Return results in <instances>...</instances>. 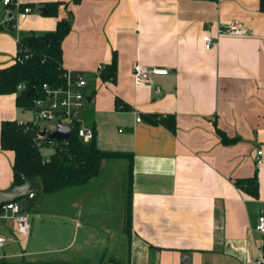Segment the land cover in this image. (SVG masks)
<instances>
[{"label": "crops", "instance_id": "1", "mask_svg": "<svg viewBox=\"0 0 264 264\" xmlns=\"http://www.w3.org/2000/svg\"><path fill=\"white\" fill-rule=\"evenodd\" d=\"M16 1L32 8L21 31L41 36L72 14L62 42L63 68L82 72L88 81L82 121L94 130L101 150L128 157L104 161L102 174L85 187L45 195L57 197L59 217L75 227L71 242L53 255L36 249L32 227L21 250L8 254L6 248L17 244L16 225L0 220V235L8 240L0 264L10 258L75 264H182L184 257L188 264L264 262V234L257 230L264 215L262 0ZM57 2L59 16L45 15L47 4ZM8 12L19 13L0 1V70L12 66L18 54L15 32L4 22ZM235 24L248 34L224 32ZM205 36L213 39L210 49ZM114 58L116 78L104 81L99 67ZM136 63L168 74L152 76L150 87L137 86ZM16 98L0 96V190L15 181L14 152L1 147L2 122L39 124ZM218 129L235 141L224 144ZM131 161L129 233L127 226L122 232L113 227L118 213L107 207L119 203L123 218ZM256 174L259 196L253 197L236 182ZM41 195L32 207L42 205Z\"/></svg>", "mask_w": 264, "mask_h": 264}, {"label": "trees", "instance_id": "2", "mask_svg": "<svg viewBox=\"0 0 264 264\" xmlns=\"http://www.w3.org/2000/svg\"><path fill=\"white\" fill-rule=\"evenodd\" d=\"M3 1V0H0ZM81 0H74L78 4ZM60 3L47 4L44 12L47 16H59ZM261 11L264 12V0L261 1ZM72 14L68 18L60 19L54 32L48 33L45 38L50 40L46 46L39 34L30 32L22 35L23 47L31 50L30 56L23 62H17L0 70V96L17 95V106L24 110H34L35 101L46 99L47 92L44 86L51 91H56L66 86V69L63 68L62 42L72 28ZM14 21V20H13ZM13 21L7 25L13 31ZM4 26L0 25V29ZM14 32V31H13ZM116 58L106 66L101 73L104 81H113L116 78ZM22 86L23 89H19ZM34 91L29 93L30 90ZM74 130L67 140L54 141L47 137L38 138L40 128L34 123H28L27 127L17 121L6 120L1 125V147L3 150L14 152L15 181L14 185L22 184L19 173L28 177H36L42 184L44 195H53L59 192L85 187L96 180L103 170V162L110 159L128 157L123 152H110L101 150L95 137L89 143H85L78 135L79 124L74 125ZM224 144L228 145L235 140L230 139L225 132L217 130ZM54 145V154L49 160L43 157L42 149L45 146ZM133 175L132 161L129 167V189L126 196L127 230H131V182ZM236 185L241 190L253 197L259 196V183L257 174L248 180H239ZM22 211L26 212L28 205L26 199L16 201ZM23 203V204H21ZM264 257V245L262 248ZM2 264H75L61 261H36L21 260L17 263L3 261ZM264 264V262L259 263Z\"/></svg>", "mask_w": 264, "mask_h": 264}, {"label": "built area", "instance_id": "3", "mask_svg": "<svg viewBox=\"0 0 264 264\" xmlns=\"http://www.w3.org/2000/svg\"><path fill=\"white\" fill-rule=\"evenodd\" d=\"M5 6L15 5L18 9V16L13 21V31L15 32V38L18 45V54L16 57L17 62H23L27 59L31 50L23 47L22 35L28 34L29 31H21V22L27 18L32 12L31 7H21L16 0H3ZM225 33L243 36L248 34V29L240 24H235L227 28ZM207 49L213 47V39L211 36H205L203 38ZM105 67L100 66L101 72ZM168 70L149 68L140 63H136L133 68V75L135 84L137 86H152L151 78L154 75H166ZM66 86L56 91H51L47 85L44 89L47 92L46 99H39L35 101L34 113L36 115V121H49L55 124L58 123L67 124L74 127L75 124H79L78 135L85 142L89 143L95 137V132L91 127L86 126L82 121V113L87 104V92L86 88L88 81L82 72H75L66 70ZM19 89H23L19 86ZM159 90V88H158ZM61 97L58 98L57 96ZM53 96V97H52ZM137 122H142V117L137 114ZM27 122H21L20 125L27 127ZM56 129V128H55ZM43 132L50 134L51 132L47 128H41L38 133V138L42 139ZM51 145L54 143L51 141ZM262 151L258 152L257 165H261L263 160L260 158ZM29 214L22 211L18 202L6 203L0 207V220L13 221L16 225V234L18 238H26L30 235L31 225L29 222ZM257 230L264 234V215L259 218ZM8 240L4 236L0 235V250L3 249Z\"/></svg>", "mask_w": 264, "mask_h": 264}, {"label": "rangeland", "instance_id": "4", "mask_svg": "<svg viewBox=\"0 0 264 264\" xmlns=\"http://www.w3.org/2000/svg\"><path fill=\"white\" fill-rule=\"evenodd\" d=\"M88 103V102H87ZM31 118H33L34 121L36 119L32 116V114H29ZM40 125L47 128L51 133L55 130V124L53 122L49 121H37ZM35 126H38V128L41 129L40 125L37 123H34ZM53 152V146H45L42 149V153L46 158H49ZM128 188V183H125V189ZM57 197H46L44 194L41 195L38 202H41V199H43L42 205L40 203L35 205L36 207H31L26 209V212L29 214V222L31 227L33 228V244L35 245L36 249H42L44 250L47 255H53L54 252L57 249H60L62 247H65L68 245L73 237L74 234V224L71 222V220L59 217L60 215L57 213L59 210L57 206ZM125 206L123 208V218H119V212L122 211V207L120 205L119 210V203H112L113 208H108V212L118 213L117 217L114 216L113 218V227L116 228L119 232H122L124 226H127V212H126V197H125ZM23 204V203H21ZM98 206L101 205L100 202L97 203ZM38 206V207H37ZM100 210V209H99ZM105 210V209H103ZM120 221L121 224H120ZM124 222V223H123ZM34 224V225H33ZM23 238H17L15 239L17 244L15 245H9L6 250L8 254H12L13 249L16 248V251L21 250L20 247L23 246L22 243ZM122 258L126 261L127 258V252L125 250V247L121 250ZM3 254V251L0 252V255ZM11 261H17V258H10ZM9 260V261H10ZM36 261H45V260H38ZM8 261V260H4ZM8 261V262H9ZM20 261V260H18ZM32 261V262H36ZM109 264V263H108ZM114 264V263H110Z\"/></svg>", "mask_w": 264, "mask_h": 264}, {"label": "water", "instance_id": "5", "mask_svg": "<svg viewBox=\"0 0 264 264\" xmlns=\"http://www.w3.org/2000/svg\"><path fill=\"white\" fill-rule=\"evenodd\" d=\"M40 11H44V8H40ZM15 16L12 12H8L6 17L4 18V22L7 23L9 21H13ZM40 39L46 46L50 45V40L45 38L44 36L39 35ZM31 89L29 93L33 92ZM53 97V96H52ZM73 126L67 124L58 123L56 125V129L50 133L46 134L43 132V136L47 137L50 140L54 141H63L67 140L71 134L73 133ZM20 178L22 179V184L13 185L7 190H0V207L6 203L16 202L21 199H26L28 205H31L42 192V184L40 180L36 177H28L19 173ZM189 259L187 257L183 258L182 264H188Z\"/></svg>", "mask_w": 264, "mask_h": 264}]
</instances>
